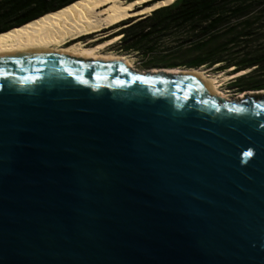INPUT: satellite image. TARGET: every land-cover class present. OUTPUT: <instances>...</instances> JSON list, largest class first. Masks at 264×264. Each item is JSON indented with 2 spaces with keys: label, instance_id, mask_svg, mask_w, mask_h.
Returning a JSON list of instances; mask_svg holds the SVG:
<instances>
[{
  "label": "water",
  "instance_id": "obj_1",
  "mask_svg": "<svg viewBox=\"0 0 264 264\" xmlns=\"http://www.w3.org/2000/svg\"><path fill=\"white\" fill-rule=\"evenodd\" d=\"M203 88L1 56L0 264H264V99Z\"/></svg>",
  "mask_w": 264,
  "mask_h": 264
},
{
  "label": "trees",
  "instance_id": "obj_2",
  "mask_svg": "<svg viewBox=\"0 0 264 264\" xmlns=\"http://www.w3.org/2000/svg\"><path fill=\"white\" fill-rule=\"evenodd\" d=\"M75 1L0 0V33ZM121 35L118 51L139 55L149 68L219 65L216 71L232 69V74L240 75L237 82L263 84L264 89V0H173ZM166 38L171 47H162Z\"/></svg>",
  "mask_w": 264,
  "mask_h": 264
},
{
  "label": "bare ground",
  "instance_id": "obj_3",
  "mask_svg": "<svg viewBox=\"0 0 264 264\" xmlns=\"http://www.w3.org/2000/svg\"><path fill=\"white\" fill-rule=\"evenodd\" d=\"M171 2L172 0H77L20 27L0 33V57L54 55L82 62L123 63L135 72L130 54L106 51L118 37L105 39L116 31L120 23L131 18L148 16L158 9L168 7ZM149 73L197 77V80L203 82L205 93L220 99L230 97L229 92L221 88L223 82L236 78V75L230 74L220 80V74L212 75L202 68L154 69ZM260 94H264V91H249L239 95L238 99Z\"/></svg>",
  "mask_w": 264,
  "mask_h": 264
},
{
  "label": "rangeland",
  "instance_id": "obj_4",
  "mask_svg": "<svg viewBox=\"0 0 264 264\" xmlns=\"http://www.w3.org/2000/svg\"><path fill=\"white\" fill-rule=\"evenodd\" d=\"M126 1H128V0H126ZM150 15V14H149ZM145 17V16H144ZM141 18H143V17H141ZM138 19H140V18H131V19H129V20H127V21H124V22H122V23H120L119 25H117V29H116V31L115 30H113V31H115L111 36L113 37V35L114 36H116V37H118V40L115 42V43H113L112 44V46H110V47H108V48H106V51H109V52H115V53H120L118 50L123 46L122 44H121V38H122V35H121V33H123L125 30H126V28L128 27V26H123L122 27V25L123 24H125V23H128V22H130V21H134L133 22V24L138 20ZM119 26H121L120 28H118ZM118 34H120V35H118ZM110 36V37H111ZM164 41V45L162 46V47H171V46H169V43H170V39H164L163 40ZM79 43V42H78ZM160 49V48H159ZM162 49V48H161ZM118 51V52H117ZM123 53V52H122ZM126 54H130L132 57H133V62H134V68H135V72H137V73H147V72H152L154 69H158V70H165V69H160V68H149L148 66H146V64H145V62H143L142 61V59L140 58V56L139 55H137V54H135V53H126ZM168 61V60H167ZM219 65H216V66H214V67H212V68H208V67H201L202 69H205L206 71H208V73L209 74H220L221 75V78H220V80L222 79V78H224V77H227V76H229L230 74H232V69H229V70H227V71H224V72H222V73H220V72H218V71H216V69H217V67H218ZM181 69H183V68H181ZM251 70H248V72L247 73H249ZM246 73V74H247ZM242 75V74H241ZM240 76V75H239ZM239 76H237V77H239ZM235 78H233V79H231V80H228V81H225V82H223V85H222V89L224 90V91H227V92H229V94H230V96H232V94H233V90L231 89V88H229V85L233 82V81H235L234 80ZM252 91H254V92H261V90H252ZM263 91V90H262ZM243 94V93H242ZM248 96H250L251 98H253L254 100H262V99H264V94H260V95H248Z\"/></svg>",
  "mask_w": 264,
  "mask_h": 264
},
{
  "label": "flooded vegetation",
  "instance_id": "obj_5",
  "mask_svg": "<svg viewBox=\"0 0 264 264\" xmlns=\"http://www.w3.org/2000/svg\"><path fill=\"white\" fill-rule=\"evenodd\" d=\"M171 4H173V0H172V2L170 3V5H171ZM170 5H169V6H170ZM132 24H133V22L130 21V22H128V23L123 24L122 27H123V26H128V27H129V26L132 25ZM120 27H121V26H119L118 28H120ZM113 37H116V36L113 35ZM111 38H112V36L106 38L105 40H109V39H111ZM233 75H235V74H233ZM236 76H237V75H236ZM237 78H238V77H236V78L234 79L235 81H233V82L229 85V88H231V89L233 90V94H232V96H230L229 99H223L224 101H226V102H230V103H238V102L244 101L246 98H249L250 96H245L244 99H238V96L241 95L242 93H246V92H249V91H252V90H259V89L262 88V85H263V84L252 83V87H251L250 85H244V84H242V83L237 82V81H236ZM258 87H259V88H258ZM262 90H264V89H261V91H262Z\"/></svg>",
  "mask_w": 264,
  "mask_h": 264
},
{
  "label": "snow or ice",
  "instance_id": "obj_6",
  "mask_svg": "<svg viewBox=\"0 0 264 264\" xmlns=\"http://www.w3.org/2000/svg\"><path fill=\"white\" fill-rule=\"evenodd\" d=\"M247 155H250V153H247Z\"/></svg>",
  "mask_w": 264,
  "mask_h": 264
}]
</instances>
